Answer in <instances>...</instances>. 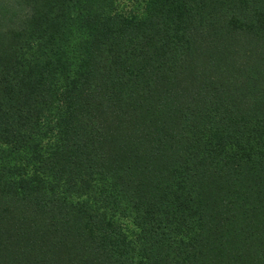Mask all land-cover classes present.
Listing matches in <instances>:
<instances>
[{"label":"trees","instance_id":"16d2710c","mask_svg":"<svg viewBox=\"0 0 264 264\" xmlns=\"http://www.w3.org/2000/svg\"><path fill=\"white\" fill-rule=\"evenodd\" d=\"M142 1L0 0V264H264V0Z\"/></svg>","mask_w":264,"mask_h":264},{"label":"rangeland","instance_id":"374dc122","mask_svg":"<svg viewBox=\"0 0 264 264\" xmlns=\"http://www.w3.org/2000/svg\"><path fill=\"white\" fill-rule=\"evenodd\" d=\"M115 4L118 9L123 10L125 12H132L135 10H139L143 6L142 0H115ZM121 221L123 224L129 229H133L132 223L129 219L122 218Z\"/></svg>","mask_w":264,"mask_h":264}]
</instances>
